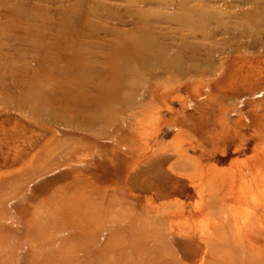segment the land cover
<instances>
[{
	"label": "rangeland",
	"instance_id": "obj_1",
	"mask_svg": "<svg viewBox=\"0 0 264 264\" xmlns=\"http://www.w3.org/2000/svg\"><path fill=\"white\" fill-rule=\"evenodd\" d=\"M0 264H264V0H0Z\"/></svg>",
	"mask_w": 264,
	"mask_h": 264
},
{
	"label": "bare ground",
	"instance_id": "obj_2",
	"mask_svg": "<svg viewBox=\"0 0 264 264\" xmlns=\"http://www.w3.org/2000/svg\"><path fill=\"white\" fill-rule=\"evenodd\" d=\"M144 40V39H143ZM138 43H140L139 44V46L140 47H143L144 49L145 48H148V45L147 44H149V46H151V48L152 47H154V44L153 43H151L150 41H143L142 42V40L141 39H138ZM157 45V44H156ZM158 46V45H157ZM159 61H160V63H159V66L158 67H160L158 70L160 71V72H162V71H164L165 69H166V67H167V65H168V62H169V60H171V56L169 55V54H166V51H163L161 54H160V56H159ZM158 61V62H159ZM197 64V63H196ZM191 67V66H190ZM151 72V71H150ZM152 72H153V70H152ZM151 72V73H152ZM150 73V74H151ZM169 76V75H168ZM252 164V163H251ZM222 205V204H221ZM221 212H222V209H221ZM259 215V214H258ZM226 220L227 219H225V222H226ZM221 223H223V221H221ZM225 224V223H224ZM224 224H223V226H224Z\"/></svg>",
	"mask_w": 264,
	"mask_h": 264
}]
</instances>
